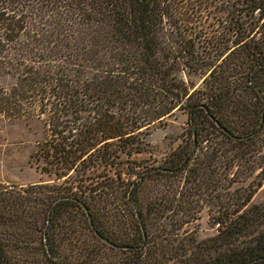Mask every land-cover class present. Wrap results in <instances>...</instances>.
I'll return each mask as SVG.
<instances>
[{
    "label": "trees",
    "instance_id": "trees-1",
    "mask_svg": "<svg viewBox=\"0 0 264 264\" xmlns=\"http://www.w3.org/2000/svg\"><path fill=\"white\" fill-rule=\"evenodd\" d=\"M0 108L43 119L57 178L135 163L187 115L176 148L120 182L0 186V264H264L261 182L230 191L264 142V0H0ZM202 205L218 228L198 239L183 226Z\"/></svg>",
    "mask_w": 264,
    "mask_h": 264
},
{
    "label": "rangeland",
    "instance_id": "rangeland-1",
    "mask_svg": "<svg viewBox=\"0 0 264 264\" xmlns=\"http://www.w3.org/2000/svg\"><path fill=\"white\" fill-rule=\"evenodd\" d=\"M204 22L208 26V29L212 31L218 30V19L206 18ZM210 35L206 37L207 40H209ZM199 50L207 54L210 53L203 40L199 43ZM181 74L190 88H196L202 82V74L200 73L190 72L185 69ZM34 113L36 114V112ZM6 115L0 108V186L12 191H22L28 186L38 183L60 184L61 187L75 189L76 186L83 184L90 188H95V186L104 185L105 183L120 182L123 180L122 176L123 178H128V174L125 172L130 168L138 170L143 166L156 165L162 162L182 141L187 127L186 113L177 111L173 116L167 118L163 125L151 128L149 135L146 136L148 145L145 147V151L132 157L137 163H125V155L121 154L120 158L122 159L115 166L104 167L103 165H99L95 166L94 169L86 167L87 170L84 175L71 171L70 176L57 178L54 174V167L49 172L41 170L42 166L50 167L42 157L43 152L40 149V145L42 146L45 140H50L52 137L43 119L35 115L20 118L7 117ZM263 140L264 134L260 143ZM253 155L256 156L257 167L255 171L248 175L246 181L235 182L230 191H233L235 188L246 187V185L252 184V182L256 183L260 181L261 186L256 189L250 200V203H259L264 199V142ZM114 168L123 171L121 178L116 177ZM236 178H240V176ZM214 209L202 205L196 219L186 223L183 226V230L186 233L191 232L195 234L198 239L214 235L218 228V224L214 219V216L218 212ZM183 230L181 229L180 232ZM88 238L92 239L91 237ZM70 243L66 239V250L72 247ZM107 251L106 256L109 258L114 253H118L115 250Z\"/></svg>",
    "mask_w": 264,
    "mask_h": 264
}]
</instances>
